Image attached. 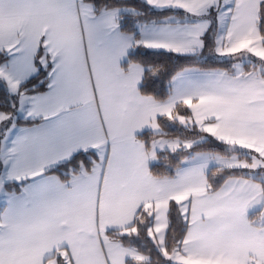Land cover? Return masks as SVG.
I'll return each mask as SVG.
<instances>
[{
	"label": "snow or ice",
	"instance_id": "snow-or-ice-1",
	"mask_svg": "<svg viewBox=\"0 0 264 264\" xmlns=\"http://www.w3.org/2000/svg\"><path fill=\"white\" fill-rule=\"evenodd\" d=\"M0 264H264V0H0Z\"/></svg>",
	"mask_w": 264,
	"mask_h": 264
}]
</instances>
